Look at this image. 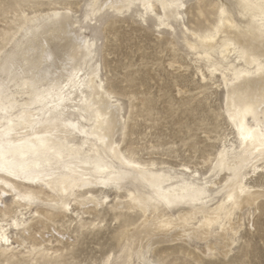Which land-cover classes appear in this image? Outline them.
I'll use <instances>...</instances> for the list:
<instances>
[{
  "label": "snow or ice",
  "instance_id": "6c2138e0",
  "mask_svg": "<svg viewBox=\"0 0 264 264\" xmlns=\"http://www.w3.org/2000/svg\"><path fill=\"white\" fill-rule=\"evenodd\" d=\"M45 8L60 11H49L40 19L67 17L70 23L79 21L68 35L79 46L78 50L87 51L91 67L85 65L83 71L73 73L68 85L61 84L53 92L38 96L37 99H44L45 103L51 101L42 115H17L19 109L14 98L6 94L0 85V172L7 171L17 180L25 179L38 186H46L57 197L46 204L39 194L33 193L23 196L17 194L16 200L37 208L43 204L59 215L68 216L75 226L74 240L103 231L106 228V224L101 223L103 213H107L112 223L119 227L124 210L151 211L160 202L171 206L175 198L159 195L152 200L144 195L138 182L141 177L157 172L158 165L150 159H141L136 154L139 151L137 148H130L123 141L116 142L122 133L127 132L125 114L131 118L135 109L137 115L159 122L161 117L155 108L158 99L166 100L164 115L172 118L178 111L184 115L177 126L183 133L178 138L180 143L165 141L168 145L165 150L175 154L183 149L188 153L183 158L182 167L171 170V174H183L179 180L184 181L186 191L195 194L202 206L200 218L192 222V230L185 233V238L204 243L181 264H252L245 255V230L250 228L254 232L258 227L264 233V0H245L243 4H229L227 0L214 4H197L195 0H85L80 5L79 15L69 2L56 4L43 0H22L3 5L6 16L10 15L11 9L16 10L23 24L21 30L25 33L30 29L35 31L33 26L38 22L37 12ZM237 8L243 9L241 15L248 17L251 23L242 22L239 26L227 23L232 18L229 12L234 13ZM206 19H211L212 23H205ZM125 21L154 33L158 38L173 39L166 46L154 50L152 55L146 54L141 47L137 53L139 64L123 63L122 67L109 72L97 61H103L108 45L119 42L121 33L117 28ZM225 27H231L233 34L241 38L240 45L225 39V47L233 53L231 58L235 60L240 57L241 63H250L253 73L249 75L254 74L257 67L260 70L258 97L252 107L248 106L249 100L244 96L230 97L228 116L235 127L227 124L221 126L206 109L198 106L211 96L216 87L227 88L230 93H235L239 87L236 83L239 73L237 77L226 73L223 83H216V71L218 68L223 71V68L209 54L219 43L218 36ZM177 34H182V38L175 39ZM245 36L253 39L245 40ZM12 48L2 53L5 71L15 68L16 57L10 55ZM76 51L74 47L71 55L74 56ZM215 51L219 56L227 55L224 49ZM54 60L53 53L45 46L40 52L39 64L43 66ZM70 62V59L66 61ZM185 63L188 68L181 67ZM145 64L160 71L164 80L171 85L170 94L164 88L158 98L154 90L149 93L141 89L138 72ZM189 69L195 70V81ZM28 85L29 82L25 81L24 86ZM32 87L36 88L34 81ZM192 88L195 91L189 90ZM76 89H79V100L74 98ZM97 93L103 98V103L97 102ZM89 94L92 99L88 98ZM238 103L240 109L236 107ZM256 106L259 108L258 119L254 111ZM248 115L252 116L255 124L252 128L243 123L244 117ZM70 116L76 120L75 123ZM82 124L88 127L82 128ZM100 128H103L107 138L97 135L95 140L103 145V156L95 152L86 157L84 153L91 145H85L84 153H81L68 143L70 135L79 134L87 138ZM150 134L151 127L141 143L152 138ZM237 134L241 141H251V147L239 158L238 163L228 166L223 195L217 194L216 208L210 210L209 202L213 196L206 191L207 180L201 183L199 169L207 170V165L213 169L209 176L219 173L228 157L235 156V147L230 151L228 146ZM221 141L224 142V148L220 147ZM153 151L158 149L153 148ZM209 151L213 153L211 158L207 156ZM217 151L219 155H216ZM202 154L205 156L204 161L199 159ZM85 158L90 160L87 169L90 175H85L78 167V162ZM212 160L216 161L215 165L211 163ZM164 179L161 175L160 180ZM3 183L0 181V184ZM93 185L98 190L96 196L92 195ZM7 187L15 191L12 185ZM84 188L89 189L87 195L81 191ZM120 195L124 196L123 200L119 198ZM242 206L247 215L237 213ZM29 216L41 219L38 212L29 211ZM19 219L17 213V220H9L8 227L15 226L18 231L24 232L25 237L31 235L26 225L18 222ZM109 251L103 252L95 260L66 258L54 264H129L126 250ZM17 253L22 254L24 259L18 258ZM38 255L50 254L44 251L43 246L34 247L27 239L21 242L18 236L10 238L8 229L0 223V256L5 257L8 264H49L47 260L33 259ZM149 255V252L141 250L132 264H152Z\"/></svg>",
  "mask_w": 264,
  "mask_h": 264
},
{
  "label": "bare ground",
  "instance_id": "6f19581e",
  "mask_svg": "<svg viewBox=\"0 0 264 264\" xmlns=\"http://www.w3.org/2000/svg\"><path fill=\"white\" fill-rule=\"evenodd\" d=\"M43 2L56 4L69 2L73 5V11L77 14V10L74 6L79 7L85 2V0H43ZM218 2L224 1L219 0ZM233 2L234 4H243L245 0H234ZM252 2H256V0H252ZM49 11H60V9L45 8L43 10H38V22L33 26L35 31L30 29L28 33L21 30L23 28V24L18 17L16 30L11 36L8 44L0 49V85L3 86L6 94L11 95L14 98L15 104L19 109L17 115L24 114L36 116L45 114L48 103H51V101L49 100L48 103H45L44 99H37V97L42 96L44 92H53L61 84L68 85L71 81L72 74L78 70L83 71V67L85 65L91 67V60L89 59L87 51L78 50L79 46L75 45L74 41L68 35V33L75 28L76 23H79V21L70 23L67 17L40 19V17L46 16ZM242 11L243 9L240 8H237L234 13L230 11L229 15L232 18L227 23L237 26L241 25L242 22L251 23V20L248 17L241 15ZM29 15H32V13H29ZM177 37L181 39L182 34H177ZM226 38L229 43L240 45L241 38L233 34V29L231 27H225L222 28V31L218 36L219 43L215 45V49H224L227 55L219 56V53L216 52L215 49L210 50L209 54L213 55V58L217 59V63L223 68V71L218 68L215 74L216 83L218 85L223 83L226 73H231L234 77H237V74L239 73L236 80L239 87L236 89L235 93H230L227 88L219 87V89H222L224 92V112L228 123L230 126L235 127L232 125V121L228 116L230 97L235 95L244 96L249 100L248 106L252 107L253 102H256L258 97L260 70L257 67L254 74L249 75V73H253V67L250 63L247 65L241 63L240 57H236V59L233 60L231 58L233 53L225 47ZM243 39L251 40L253 38L245 36ZM13 45H15V48H12ZM45 46L51 50L55 60L54 62H49L41 66L39 64L40 52ZM74 47L77 48V51L73 56L71 54ZM9 48H12L10 55L16 57L15 68H9L5 71L2 53L7 51ZM17 53L19 55H17ZM69 59L71 62L66 63ZM25 81L29 82L28 87L24 86ZM33 81L36 84V88L32 87ZM201 82L204 83L203 80H201ZM229 83H231V81H229ZM76 93L77 94L74 98L79 100V89H76ZM88 98L92 99V96L89 94ZM96 100L98 103H103V98L100 97L98 93L96 95ZM236 107L240 109L241 105L238 103ZM254 111H256L258 119V106L254 108ZM69 113H71V108H69ZM101 114L104 113L102 112ZM70 119H72L71 116ZM72 122L75 123L76 120L72 119ZM243 123L249 128L255 126L251 115L244 117ZM86 127H88L87 124H82V128ZM97 135L101 138H107L104 135L103 128H100L98 132L93 133L90 137L86 138L79 134H75L70 135L67 139L68 143L79 149L81 153H84L85 145H91V147L88 148L87 153H84L86 157L95 152H99L100 155L103 156V145L100 144L99 141L95 140ZM122 135L123 133L121 136ZM113 139H115V137H113ZM116 142L121 143L119 139H116ZM220 147H225L223 141H221ZM228 147L230 151L233 147H235V156L230 155L228 157L225 167L222 168L219 173L215 176H209V173L213 171L212 168L208 173H202L199 170L201 183H203L205 179L207 180L208 187L206 191L211 193L213 196V200L209 202L210 210L216 208L215 199L217 194L221 196L223 195V186L225 181L228 179V166L239 162V158L242 157L251 147V141H241L239 134H237ZM216 155H219L218 151ZM152 162L158 165V171L148 176H143L138 181L141 188L144 190V195L152 200H155L159 195L164 197L171 196L175 198V202H173L171 206L160 202L159 205L152 208L151 211H122L120 217H127L128 219L124 221V224H120V227L117 229L115 234V238L117 240L116 249H119L121 252L125 250L127 251L129 264H132L133 261L137 260V253L141 250L150 253L149 259L152 261V264H159L154 259V253L156 250L166 245L191 241L185 238V233L192 230V222L198 220L200 218L199 214L202 212L200 200L196 198L195 194L186 191L183 186L184 181L179 180V176L183 174H171V170L180 169L182 165L177 168L165 162ZM89 163L90 160L87 158L78 162L79 169L83 171L85 175H90L87 171ZM215 163L216 161L214 160L213 165H215ZM161 175L165 178L164 180H160ZM257 175H259V173H257ZM0 181H4L3 184H0V205L5 204V207H7L6 199L11 196V202L16 207L11 220H17V213H19L20 219L18 222L26 225L27 231L30 225V219L27 217V213L29 211L25 212V209L29 208V206L31 209L32 206L35 205H28L23 201H17L16 195L19 194L23 196L28 193L37 194L32 190V187H40V192H45L47 195L46 197H41L39 195L40 199L44 201V204L48 201H55L57 199L54 191L49 190L46 186H38L25 179L17 180L14 176L8 175L7 171L0 172ZM25 182L29 184L30 187L27 189L20 188L19 185L22 183L26 184ZM7 185H12V188L15 189V191L9 189ZM249 186L256 187L257 185ZM81 191L84 195H87L89 189L84 188L81 189ZM97 194V187L93 185L92 195L96 196ZM119 198L123 200L124 196L120 195ZM41 207L46 209L47 212L56 213L55 211H52L42 205ZM244 211H246V209L242 206L237 210V213H243ZM103 215L108 214L103 213ZM63 218L67 219V221L64 220L66 223L69 222V226L65 223L69 228H67L64 232L56 230L59 234V239L75 241L73 237H75L76 234L74 230L75 227H72V220L68 216H63ZM88 218H91V213L88 214ZM3 224L8 229L10 238L14 237L15 234L18 235V233H22L20 237L21 242L27 239L23 231H18L15 226L8 227V222ZM61 227L63 226L61 225ZM63 228H65V225ZM71 228H73V230ZM47 245L50 246L51 243L48 242ZM109 254H112V252H109ZM117 255H119V253H117Z\"/></svg>",
  "mask_w": 264,
  "mask_h": 264
},
{
  "label": "rangeland",
  "instance_id": "374dc122",
  "mask_svg": "<svg viewBox=\"0 0 264 264\" xmlns=\"http://www.w3.org/2000/svg\"><path fill=\"white\" fill-rule=\"evenodd\" d=\"M218 1L219 0H195V3L200 4L208 2L214 4ZM233 1L234 0H227V3L232 4L234 3ZM18 2H22V0H0V49L8 44L11 36L16 30V24L18 23L16 10L11 9L10 15L6 16L3 11V5L5 3L15 4ZM23 2H27V0ZM74 8L77 10V15H79L81 11L80 6H74ZM197 11L200 10L198 9ZM206 15L208 14L206 13ZM205 23L211 24L212 20L206 19ZM117 31L121 33V39L117 43L108 45L103 61L98 60V63H102L103 68L108 69L109 72L116 67H122L123 63L131 65L135 62L139 64L140 61L137 60V53L140 51L141 47L144 49L146 54L152 55L154 54V50L159 47L166 46L167 43L173 39V37H164L163 39L158 38L154 33L146 32L142 27L128 23L127 21L121 24L117 28ZM161 37H163V33L161 34ZM175 39L180 38L175 37ZM145 58L146 57H141V59ZM181 67L188 68V65L185 63L182 64ZM189 71L191 73L192 80L195 81V70L189 69ZM105 75L107 74L105 73ZM138 80L142 90L149 93L154 90L158 98L164 88H167L169 94L171 93V85L164 80L160 71L156 70L154 66H150L149 64H145L139 70ZM201 84L203 83L201 82ZM161 85H163V88ZM189 90L195 91L194 88ZM223 99V90L216 87L211 96L209 98H205L198 106L201 109H206L212 115V118L221 126H224L225 124L230 126L224 112ZM166 105V100L158 99L155 110L158 114H160L161 118L159 122L149 121L143 116L137 115L135 109L131 118L125 114L127 132L123 133L119 140L127 143L130 148H137L139 151L136 154L140 156L141 159H150L151 161L158 163L165 162L178 168L181 167L183 158L185 155H188V153L184 152L183 149H180L175 154L166 151L165 149H167L168 145L165 141H171L174 144L180 143L178 138L183 133L178 130L177 126L184 114L178 111L175 117L169 118L167 115H164ZM221 112H223L222 116L220 115ZM149 127H151L150 135L152 138H147L143 143H141L142 138L145 137V133L149 131ZM229 135H231V133H229ZM153 148L158 149V151L154 152ZM212 155L213 153L211 151L207 153L208 158H211ZM199 159L204 161L205 156L202 154ZM211 163L213 164L214 160H212ZM205 168L207 170L204 168L199 170L202 173H208L212 167L205 165ZM19 187L27 189L30 185L22 183ZM32 190L41 197L47 196L45 192H40V187H32ZM11 198L12 197L9 196L8 199H6L7 207H5V204L0 205V223L9 222L16 210L15 205L11 202ZM42 206L44 205L42 204ZM27 211H31L33 213L38 212L41 217L40 220H37L34 216H29V212L27 213V217L30 219L28 231L31 233V235L27 236V240L32 243L34 247L43 246L44 251L50 254L48 256L38 255L37 257H33L34 260H47L50 264H54V262L62 261L66 258L95 260L105 251L116 250L117 240L115 238V234L120 226L117 227L113 224L108 215H103L104 219L101 220V223L106 224L105 230L98 232L95 235H89L86 238L81 236L79 240L71 241L59 239L57 235L56 230L64 232L67 228H69V222L66 223L67 219H64L62 215L47 212L46 209H43L42 207L37 208L35 206H32L31 209L29 206V208L25 209V212ZM243 213L245 215L248 214L247 211H244ZM127 219V217H120V221H122L120 224H124V221ZM92 222L95 223V220ZM257 222H259L258 216ZM65 223L68 226H66ZM63 224L65 225V228H63ZM61 225L63 227H61ZM72 227L75 226L72 225ZM71 229L73 230V228ZM245 231V239L247 241L245 255L252 262V264H264V233H262L258 227L254 232L250 228ZM21 235L22 233H18V235L15 234L14 237L18 236L20 240ZM48 242L51 243L50 246L47 245ZM203 243L204 242L202 241H189L166 245L156 250L154 253V259L159 264H181L182 261H186L191 258L196 248ZM16 255L18 258L24 259L22 254L17 253ZM0 264H8L7 259L0 256Z\"/></svg>",
  "mask_w": 264,
  "mask_h": 264
}]
</instances>
